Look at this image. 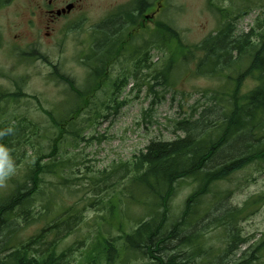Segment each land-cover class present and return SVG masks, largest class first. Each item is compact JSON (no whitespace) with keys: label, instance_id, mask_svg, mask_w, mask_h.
Instances as JSON below:
<instances>
[{"label":"trees","instance_id":"obj_1","mask_svg":"<svg viewBox=\"0 0 264 264\" xmlns=\"http://www.w3.org/2000/svg\"><path fill=\"white\" fill-rule=\"evenodd\" d=\"M209 2L219 12L220 26L193 46L184 45L180 31L162 19L143 30L154 39L144 44L135 42V32L96 30L91 37L92 72L86 84L78 87L57 68L53 73L70 85L77 105L63 115L46 110L51 121L48 128L28 123L14 112L11 118H4L3 112L8 110H1L0 145L4 150L14 155L30 143L34 151L23 177L11 178L10 189L0 193V236L4 237L0 239V264H131L133 259L145 256L152 261L144 264H184L192 254L204 258L210 253L198 245L209 228H222L227 239L224 251L209 264H255L261 258L264 238L254 247L250 244L241 250L247 238L242 235L237 217L244 209L230 206L228 198L232 191L222 188L221 183L253 165L264 170V19L258 17L248 31L238 32L237 19L247 13L251 5L246 3L252 0H244L232 11L217 6L213 0ZM140 34L138 31L136 37ZM149 44L170 50L167 71L177 62V53L184 60L195 62V74L218 79L220 84L207 90L203 104L193 107L189 115L176 123L183 135L172 140L152 139L131 162L123 163L126 171L117 180L113 173L103 171L98 184L95 183H104L101 192L64 207L52 218V224L44 225L17 244V237L11 236L21 227L19 219L24 221L23 226L31 225L47 218L57 204L60 185L51 179L65 184L75 181L71 159L63 154L64 146L77 145L84 139L80 118L91 104L90 95L103 84L113 86L117 92L128 76L112 80V66L129 55L134 59L135 71L141 69L148 58ZM83 59L87 66V57ZM155 77L165 82V70ZM249 78L255 86L243 92ZM24 96L20 87L17 92L0 90V102L7 104L18 103ZM119 105L114 106L116 111ZM95 114L97 118L104 117L102 111ZM33 138L47 142L35 146ZM23 154H27L25 148ZM187 179L195 187L179 216L173 217L172 201L178 185ZM209 194L219 196V200L202 213L201 203ZM263 198L259 195L250 199L245 207L258 204ZM87 202L88 206H98L101 214L95 218L98 230L88 250L82 249L84 259L79 262L72 255L86 245L84 239L66 248H60V244L83 221ZM136 210L131 221L130 215ZM113 229L119 233L113 234ZM178 237L180 245L173 249L171 242ZM191 244H196L192 254L184 249ZM231 254L235 257L229 260Z\"/></svg>","mask_w":264,"mask_h":264},{"label":"rangeland","instance_id":"obj_2","mask_svg":"<svg viewBox=\"0 0 264 264\" xmlns=\"http://www.w3.org/2000/svg\"><path fill=\"white\" fill-rule=\"evenodd\" d=\"M127 1L129 0H87V12L84 16L86 25L82 29L65 30L58 25L47 36L48 30L43 24L41 29L27 28L26 36L20 40L12 38L14 45L21 44L26 47L15 46L11 55L0 53V90L17 92L20 87L26 96L18 103L0 102V112L4 108L8 110L3 112V117L11 118L10 115L14 112V115L25 117L28 123L46 129L51 123L46 110L55 112L57 115L67 114L75 102V97L67 83L53 75L56 67L60 73L74 79L78 87H82L89 74L83 58L89 54V41L95 35V31L91 29L93 23L101 21L109 9ZM213 1L217 6L230 11L244 4V0ZM246 4H250L251 7L248 8L247 13L237 19L238 32L248 31L258 17L264 19V0H252L251 3ZM165 6L166 8L156 16V21L162 19L170 22L180 31L184 45L193 46L200 43L220 26L219 12L211 7L209 0H167ZM22 12L21 18L27 19L28 12L26 10ZM235 14L234 12L232 15ZM6 32L8 36L13 37L17 30L9 26ZM141 32L142 34L138 37H136L137 32L134 34L136 43L144 44L146 40L154 41L153 37H150L151 34L149 35L150 32ZM173 44L177 42L174 41ZM148 47H150L148 58L141 69L135 71L132 61L134 59L129 55L121 57L112 66L110 72L112 80L120 79L124 75L128 76L127 82L121 84L117 92L113 86L103 84L98 91H93L90 95L91 104L84 109L80 118L84 139L79 140L77 145L67 144L64 146L65 153L62 152L65 157L71 159L75 181L65 184L48 176V179L50 177L53 182L60 185L57 204L47 218L40 219L31 225L23 226L24 221L19 219L21 227L11 236L17 237L14 239L17 244L35 235L44 225L52 224V218L64 207L79 199L94 197L95 192H101L100 187L104 183L100 182V185L95 183L98 184L103 171L105 174L113 173V178L117 180L126 171L122 166L123 163L131 162L134 155L144 149L152 139L172 140L183 135L182 131L176 129V123L189 115L193 107L203 104L204 93L207 90L220 84L218 79L195 74V62L184 60L177 53L175 54L177 62L173 64L171 70L167 71L170 50L160 49L151 44ZM25 51L27 55L22 54ZM162 70H165L167 75L165 82L163 78L155 77ZM254 86L255 81L251 78L247 79L243 92L249 91ZM123 101L125 104H121ZM118 103L120 105L116 111L114 106ZM107 106L110 109H106ZM96 111H102L104 117L97 118ZM86 118L90 120L87 121ZM33 140L35 146L47 142L45 139L33 138ZM23 147L27 150V154H23L24 148L14 155L6 149L0 152V170L7 171L9 165L14 170L6 181L0 183L1 194L10 189L11 178L24 175L34 147L30 146V143ZM93 176L96 178L92 179ZM221 186L232 191L228 198L230 206L244 209L243 214L237 217L242 235L247 238L241 250L250 244L254 247L264 238V198L249 208L245 207V203L259 195H264V170L256 165L247 167L222 182ZM194 187L195 183L189 179L178 185V191L171 206L173 217L179 216ZM218 200L219 196L207 195L201 203L202 213L214 207ZM212 211L216 213L214 208ZM137 212L138 210L132 212L131 221ZM100 214L98 206H88L87 202L83 221L74 232L63 238L60 248H66L84 239L87 242L86 245L79 251H74L72 255V258L75 257L81 262L84 259L82 249L88 250L98 230L95 218ZM208 231L199 238L198 245L200 244L199 246L210 253L204 258L192 254L196 244H191L184 247L192 254L191 260L184 264H209L224 251L227 239L222 228H209ZM116 233L119 231L113 229V234ZM87 236L90 237L87 238ZM0 237V239L4 238L3 235ZM178 240L180 237L171 242L173 249L176 244L180 245ZM173 252L174 250L171 253ZM259 254L261 258L255 264H264V251ZM229 257L228 259L232 260L235 256L231 254ZM133 260L131 264L152 261L147 256Z\"/></svg>","mask_w":264,"mask_h":264},{"label":"flooded vegetation","instance_id":"obj_3","mask_svg":"<svg viewBox=\"0 0 264 264\" xmlns=\"http://www.w3.org/2000/svg\"><path fill=\"white\" fill-rule=\"evenodd\" d=\"M164 3L165 0H129L109 9L101 21L93 23L91 29L143 31L152 26L157 13L165 9ZM23 10L28 12L27 19L21 18ZM86 12L87 0H0V53L11 55L15 46L25 48L21 44L14 45L12 38L20 40L25 37L27 28L41 29L45 24L47 36L58 25L65 30L82 29L86 25ZM9 26L17 30L13 37L7 35ZM22 54L27 55V51ZM91 63H87L89 73L92 72Z\"/></svg>","mask_w":264,"mask_h":264},{"label":"clouds","instance_id":"obj_4","mask_svg":"<svg viewBox=\"0 0 264 264\" xmlns=\"http://www.w3.org/2000/svg\"><path fill=\"white\" fill-rule=\"evenodd\" d=\"M4 151V146L0 145V152ZM13 168L11 165L8 166L7 171L0 170V183H3L4 181L7 180V178L13 174Z\"/></svg>","mask_w":264,"mask_h":264}]
</instances>
